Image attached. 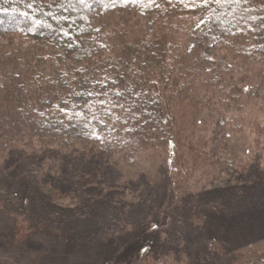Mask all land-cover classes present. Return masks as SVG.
Segmentation results:
<instances>
[{"label": "rangeland", "instance_id": "374dc122", "mask_svg": "<svg viewBox=\"0 0 264 264\" xmlns=\"http://www.w3.org/2000/svg\"><path fill=\"white\" fill-rule=\"evenodd\" d=\"M94 24L115 46L102 52L110 58L144 31L159 30L150 35L159 39L171 28L138 8L98 12ZM178 25L167 39L190 52L201 34L184 36ZM244 40L264 43V19ZM210 44L198 52L213 58L218 90L228 87L234 100L227 92L217 100L202 75L192 84L153 72L178 85L169 100L173 131L215 139L210 162L190 173L149 146L130 156L75 151L65 158L19 147L0 164V264H264V52L234 57L228 45ZM20 48L53 63L47 47L22 36L0 40L3 51ZM215 110L224 115L220 124ZM176 166V184L168 183Z\"/></svg>", "mask_w": 264, "mask_h": 264}, {"label": "trees", "instance_id": "16d2710c", "mask_svg": "<svg viewBox=\"0 0 264 264\" xmlns=\"http://www.w3.org/2000/svg\"><path fill=\"white\" fill-rule=\"evenodd\" d=\"M127 8H138L171 28L159 39L150 36L159 30L144 31L134 43L119 45V56L102 57L115 46L101 37L94 18L98 12ZM263 19L264 0H0V40L22 36L47 47L53 62L47 67L34 51L0 49V164L19 147L33 155L49 151L65 158L75 151L130 156L140 146L162 148L168 165L177 160L190 173L208 164L215 139L195 130L173 131L176 114L169 100L178 85L170 78L156 80L153 72L168 71L192 84L202 75L211 95L222 101L218 93L227 92L229 99L228 87L218 90L222 78L213 58L199 48L223 44L234 57L262 54L264 43L244 39ZM177 25L184 36L201 34L195 49L183 53L180 40L167 39ZM214 112L212 120L220 124L224 115ZM177 166L168 183L176 184Z\"/></svg>", "mask_w": 264, "mask_h": 264}, {"label": "snow or ice", "instance_id": "6c2138e0", "mask_svg": "<svg viewBox=\"0 0 264 264\" xmlns=\"http://www.w3.org/2000/svg\"><path fill=\"white\" fill-rule=\"evenodd\" d=\"M216 2H220V0H216ZM81 3H83V0H81Z\"/></svg>", "mask_w": 264, "mask_h": 264}]
</instances>
